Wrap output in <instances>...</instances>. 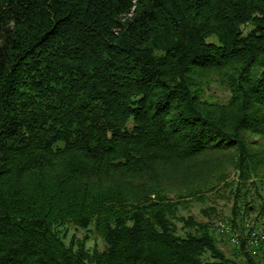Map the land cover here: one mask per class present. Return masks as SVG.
Listing matches in <instances>:
<instances>
[{
	"label": "trees",
	"instance_id": "obj_1",
	"mask_svg": "<svg viewBox=\"0 0 264 264\" xmlns=\"http://www.w3.org/2000/svg\"><path fill=\"white\" fill-rule=\"evenodd\" d=\"M221 189L264 218V0H0V264H264Z\"/></svg>",
	"mask_w": 264,
	"mask_h": 264
},
{
	"label": "rangeland",
	"instance_id": "obj_2",
	"mask_svg": "<svg viewBox=\"0 0 264 264\" xmlns=\"http://www.w3.org/2000/svg\"><path fill=\"white\" fill-rule=\"evenodd\" d=\"M250 26H246L247 29H249ZM210 40L215 41L216 40V36L212 35L210 37ZM261 69L260 68H256V76L259 75ZM216 84H214V88L212 91H209L214 98H218V97H223L227 95V92L224 91L223 89H221L219 86H215ZM234 176V174L232 173V177ZM221 193H211L207 196V198H205L204 200H200V201H191L190 202V206L189 208H182L180 210L181 214H188V213H193L197 216H199L200 218H204L203 215L201 214V210L207 206L210 205H215L218 209V211H220V213L222 214L220 217L221 219L219 220H223L226 217H228L230 215V211L233 205V200L228 198L229 189L223 190L221 189ZM262 219H255L254 221H259V220H263ZM180 225V223H179ZM72 232V231H71ZM217 237L219 240V245L220 247L226 252V255L234 258V251L236 250L235 246L233 244H231V242L224 236L221 234L217 233ZM95 245H98L100 247H102L103 245V240L99 235H93L91 237V240L88 243L89 247H93ZM263 258V254H260Z\"/></svg>",
	"mask_w": 264,
	"mask_h": 264
},
{
	"label": "built area",
	"instance_id": "obj_3",
	"mask_svg": "<svg viewBox=\"0 0 264 264\" xmlns=\"http://www.w3.org/2000/svg\"><path fill=\"white\" fill-rule=\"evenodd\" d=\"M226 222V221H225ZM223 220L216 224V230L224 235L236 248H243L252 255L258 256L262 252L264 241V225L259 221L245 220V228L231 227V232H223Z\"/></svg>",
	"mask_w": 264,
	"mask_h": 264
},
{
	"label": "bare ground",
	"instance_id": "obj_4",
	"mask_svg": "<svg viewBox=\"0 0 264 264\" xmlns=\"http://www.w3.org/2000/svg\"><path fill=\"white\" fill-rule=\"evenodd\" d=\"M219 221H221V220H219ZM218 221V222H219ZM226 224H224L223 225V232H231V227H234V226H232L231 224H229V222L227 221V220H223ZM217 222V223H218ZM259 225H264V222H259ZM239 227H241V228H245V224L243 225H241V226H239ZM235 228V227H234ZM260 254H263V256H264V241H263V247H262V252L260 253Z\"/></svg>",
	"mask_w": 264,
	"mask_h": 264
}]
</instances>
